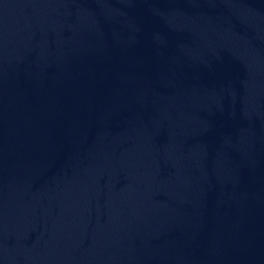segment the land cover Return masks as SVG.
I'll list each match as a JSON object with an SVG mask.
<instances>
[{
    "label": "water",
    "instance_id": "1",
    "mask_svg": "<svg viewBox=\"0 0 264 264\" xmlns=\"http://www.w3.org/2000/svg\"><path fill=\"white\" fill-rule=\"evenodd\" d=\"M0 264H264V0H0Z\"/></svg>",
    "mask_w": 264,
    "mask_h": 264
}]
</instances>
